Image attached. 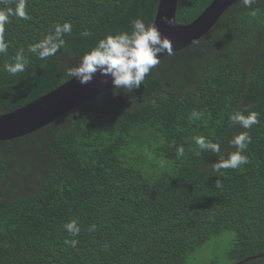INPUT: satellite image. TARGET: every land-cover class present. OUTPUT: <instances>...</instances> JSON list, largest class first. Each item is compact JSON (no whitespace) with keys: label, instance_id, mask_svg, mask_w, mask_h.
Wrapping results in <instances>:
<instances>
[{"label":"trees","instance_id":"1","mask_svg":"<svg viewBox=\"0 0 264 264\" xmlns=\"http://www.w3.org/2000/svg\"><path fill=\"white\" fill-rule=\"evenodd\" d=\"M213 1L179 0L177 22H194ZM17 2L0 0V9ZM25 2L28 18L11 16L4 26L0 117L73 79L67 69L100 39L130 32L136 18L154 23L160 0ZM66 22L72 31L54 56L29 51ZM21 52L25 71L7 72ZM245 108L259 113L247 130L229 120ZM244 131L249 163L214 171ZM198 135L221 152L197 156ZM72 220L75 237L64 228ZM224 233L232 237L227 261L264 264V0L233 5L205 37L163 58L139 89H111L33 134L0 141V264H189ZM71 239L76 248L65 244Z\"/></svg>","mask_w":264,"mask_h":264},{"label":"clouds","instance_id":"2","mask_svg":"<svg viewBox=\"0 0 264 264\" xmlns=\"http://www.w3.org/2000/svg\"><path fill=\"white\" fill-rule=\"evenodd\" d=\"M246 7H251L255 0H242ZM25 0H18L14 8L0 9V54L8 51V43L4 37V26L9 22L11 16L20 19H27ZM255 15V11L249 13ZM161 20L168 25L172 20L167 16L161 17ZM72 31L70 23L55 24L54 32L46 35L42 40L30 46L29 51L38 55L40 59L54 56L65 41L62 39L64 34ZM88 35V33H84ZM173 46L167 37H163L161 32L155 26V23L145 24L141 18H136L132 22L130 32L123 31L115 35L109 34L100 39L95 47L80 57L79 63L67 69V75L72 77L81 85L91 82L94 76L99 73L101 76L110 77L112 85V94L117 96L121 91L132 92L143 85L145 78L150 74L161 61L160 57L171 55ZM26 61L23 53H17L14 63L6 64L5 70L13 75L25 71ZM247 112V115H244ZM201 113L193 111L191 118L200 119ZM259 113L237 110L230 114L229 120L233 125H239L243 129H251L259 123ZM195 145L199 149H193L198 156L201 152L220 153L219 143H214L204 135L193 137ZM236 151L221 155L218 162L213 164V170L219 172L221 169H237L241 165L249 163V159L244 155L247 145L251 143V137L248 131L238 133L230 141ZM176 155H184V147L178 146ZM65 230L73 237L78 236L80 227L75 220L64 225ZM93 225L90 230H94ZM79 241L76 239L65 240V244L76 248Z\"/></svg>","mask_w":264,"mask_h":264},{"label":"water","instance_id":"3","mask_svg":"<svg viewBox=\"0 0 264 264\" xmlns=\"http://www.w3.org/2000/svg\"><path fill=\"white\" fill-rule=\"evenodd\" d=\"M241 1L214 0L194 22L182 25L177 22L176 17L179 0H160L154 23L162 38L167 37L171 41L174 54L205 37L225 12ZM164 16L172 20L171 25L161 20ZM167 56L170 55L160 58L162 60ZM111 89L110 77L99 73L85 85L71 79L35 102L0 117V141H11L33 134ZM256 258L258 257L248 258L238 264H245Z\"/></svg>","mask_w":264,"mask_h":264},{"label":"rangeland","instance_id":"4","mask_svg":"<svg viewBox=\"0 0 264 264\" xmlns=\"http://www.w3.org/2000/svg\"><path fill=\"white\" fill-rule=\"evenodd\" d=\"M231 240L232 237L229 233H224L212 239L189 258V264H208L214 257H219L225 264H231L230 261L226 260L225 255L230 248Z\"/></svg>","mask_w":264,"mask_h":264}]
</instances>
